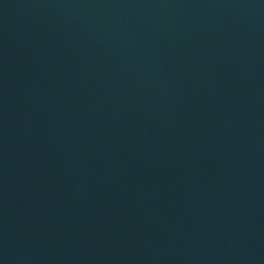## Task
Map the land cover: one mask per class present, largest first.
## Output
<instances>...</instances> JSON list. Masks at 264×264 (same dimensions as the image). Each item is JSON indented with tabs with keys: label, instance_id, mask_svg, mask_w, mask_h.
Wrapping results in <instances>:
<instances>
[{
	"label": "water",
	"instance_id": "1",
	"mask_svg": "<svg viewBox=\"0 0 264 264\" xmlns=\"http://www.w3.org/2000/svg\"><path fill=\"white\" fill-rule=\"evenodd\" d=\"M0 264H264V0H0Z\"/></svg>",
	"mask_w": 264,
	"mask_h": 264
}]
</instances>
